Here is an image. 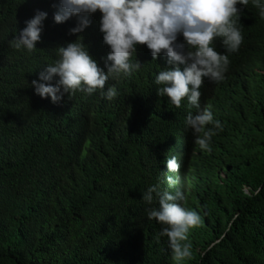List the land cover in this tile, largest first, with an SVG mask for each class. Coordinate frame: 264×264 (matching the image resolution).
Masks as SVG:
<instances>
[{"label":"trees","instance_id":"1","mask_svg":"<svg viewBox=\"0 0 264 264\" xmlns=\"http://www.w3.org/2000/svg\"><path fill=\"white\" fill-rule=\"evenodd\" d=\"M54 4L0 0V264H264V18L252 0L237 4L238 51L213 42L230 65L223 81L205 78L199 108L157 94V74L172 66L163 55L153 60L146 45L132 54L139 70L109 78L112 100L101 90L65 94L59 104L36 95L32 81L46 83L40 72L78 36L107 72L102 14L70 35L78 18L55 23ZM38 11L47 17L36 50L11 47ZM208 106L223 130L204 151L185 121ZM172 157L178 172L167 170ZM153 185L181 191L201 216L189 232L191 258L174 261L165 226L148 219L159 207L155 194L143 200Z\"/></svg>","mask_w":264,"mask_h":264},{"label":"clouds","instance_id":"2","mask_svg":"<svg viewBox=\"0 0 264 264\" xmlns=\"http://www.w3.org/2000/svg\"><path fill=\"white\" fill-rule=\"evenodd\" d=\"M252 2L264 18V2ZM248 3L249 0H58V4L53 5L55 23L62 24L74 16L78 18L70 35H78L88 28L92 14L97 11L102 14L99 30L104 44L110 48L105 60L107 72L89 55L83 37L78 36L66 47H58L59 59L40 72L39 81L46 83L33 80L31 86L36 95L50 97L53 104H59L65 94L71 99L76 91L91 95L101 90L103 96L112 100L118 92L114 86L104 91L109 78L121 74L130 76L139 70L141 63L138 60L132 63V54L136 53L138 45H146L153 60L163 55L172 66L157 74L155 84L160 86L157 94L166 96L177 108L186 97L199 108V89L205 78L223 81L230 65L228 55L218 52L213 42L221 38L227 52L238 51L244 37L237 4L247 6ZM46 17V12L38 11L9 42L10 46L16 50L26 49L29 53L35 51ZM181 34L184 42L178 43ZM54 77L59 78L55 86L51 83ZM185 123L195 135V144L204 151H211L212 137L217 130H223L221 123L214 120L210 106L194 115L189 113ZM209 125L212 127H207ZM166 166L169 172H178L181 167L175 157L168 159ZM167 182L179 183V177L174 180L168 176ZM154 194L159 207L148 210V219L165 226L160 235L168 238L174 261L191 258L189 232L201 225V216L184 206L182 202L186 197L181 191L172 194L153 185L143 194V200L151 204Z\"/></svg>","mask_w":264,"mask_h":264}]
</instances>
